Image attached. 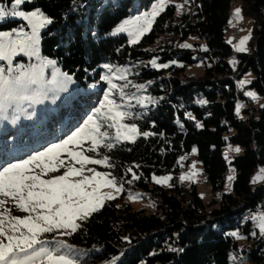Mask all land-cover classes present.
<instances>
[{"label": "trees", "instance_id": "obj_1", "mask_svg": "<svg viewBox=\"0 0 264 264\" xmlns=\"http://www.w3.org/2000/svg\"><path fill=\"white\" fill-rule=\"evenodd\" d=\"M157 1L25 0L20 6L52 20L41 34L42 54L79 85H98L101 94L109 86L102 81L109 69L105 65L128 67L149 94L148 106L134 108L124 122L151 135L111 150L102 147L97 157L109 156L112 167L96 166L115 176L118 186L142 190L156 202L157 212L135 211L122 197L108 200L66 241L79 264H231V254L243 264H264V234L251 220L252 213H264V183L252 185L255 171L264 166V0L240 2L241 15L253 20L254 30L251 53L236 55V72L229 63L234 50L225 37L234 0H176L182 13L169 4L135 44L126 34H111ZM13 2L0 0L4 9ZM3 18L0 33L27 25ZM153 60L168 67H154ZM197 66L202 74L189 72ZM250 70L255 78L246 91L263 100L260 107L237 86ZM237 148L240 154L233 151ZM194 149L212 193H221L218 205L215 200L206 204L195 185L188 188L180 180L179 158ZM229 166L235 180L226 193ZM170 172L171 187L153 182L154 176ZM235 234L247 242L239 251Z\"/></svg>", "mask_w": 264, "mask_h": 264}, {"label": "snow or ice", "instance_id": "obj_2", "mask_svg": "<svg viewBox=\"0 0 264 264\" xmlns=\"http://www.w3.org/2000/svg\"><path fill=\"white\" fill-rule=\"evenodd\" d=\"M166 2L167 0H159L151 13L145 14L143 24L140 21L135 24L126 22L127 26L122 25L116 31H127L132 36L131 43H138L140 37L150 30L153 19L160 11H163ZM23 3L25 0H14L11 15L28 21L32 27V35L25 34L23 42L16 45L14 41L5 43L2 37L6 34L0 33V61L8 63L7 68L0 67V114L7 113L10 108L21 111L25 101L42 102V99H37L36 96L43 94L46 98L47 95L43 92V67L55 64L54 61H46L39 66L40 71L11 66L12 57L17 51H28L30 55L37 54L35 44L38 42V29L52 23L50 18L38 10L30 13L16 10ZM238 13L239 9H237ZM7 14L5 9L0 8V18ZM243 44L242 40L241 45ZM183 46L190 47V45ZM152 64L158 68L168 67L167 64L157 65L155 60ZM105 67L112 71L108 65ZM118 78L125 79L123 75ZM52 83H57L59 90H66L62 81H56L55 75ZM109 83V92L100 102V107L71 135L27 158L8 163L0 169V209H2L0 210V264H79V260L73 254L72 245L59 240L48 241L41 237L45 233L58 232L60 235H71L76 232L80 227L78 220L87 219L104 206L105 200L115 198L111 193H102V188L110 187L119 193L123 187L122 184L118 186L117 178L110 172H98L94 168H88L87 171L93 174L84 175L87 164L112 167L108 163L109 156L104 155L102 159H95L85 155V151L96 152L101 147L111 150L115 145L105 143L111 138L107 129H115L114 139L116 140L121 138L134 140L138 135L145 137L151 135L149 132L141 133L135 123H123L129 117V113L123 110L124 104L110 98V93L118 85L111 83V80ZM33 86H40L41 93H36ZM127 86V84L121 86V100L126 95L123 88ZM138 87L142 88L143 85ZM52 99L55 100L56 97L53 96ZM85 141L91 144L87 149L82 148ZM69 145L82 150H73ZM235 151H239V148ZM65 153L74 164H79L80 167L72 165L66 167V161L62 159ZM65 167L66 170L61 175L50 179L42 178L50 172H56ZM37 169L39 172L36 171ZM74 176L82 178L71 179ZM133 179L138 177L133 174ZM153 179L156 183H161L168 178L153 177ZM9 200L16 208L28 215L23 217L12 215L11 209L6 207ZM260 220L261 232H264V216L260 217Z\"/></svg>", "mask_w": 264, "mask_h": 264}, {"label": "rangeland", "instance_id": "obj_3", "mask_svg": "<svg viewBox=\"0 0 264 264\" xmlns=\"http://www.w3.org/2000/svg\"><path fill=\"white\" fill-rule=\"evenodd\" d=\"M158 2L159 0L151 7L150 10H146L142 12L140 15L132 16L126 19L125 21H123L122 23H120L112 31L111 34L112 35L126 34L131 43L132 36H130L127 31L117 32L116 29L122 25L127 26L126 22L135 24L137 21H140V23L143 24L145 19V14L151 13L153 7L156 4H158ZM240 2L241 0H234V4L232 6L233 15L230 21L231 28L226 31V36H225L226 40L232 45L234 50V55L229 59V63L231 65L233 72H236L238 66V58L236 57V55L242 53H251L252 50L250 48L249 43L253 36V30H254L253 20L249 17H244L241 15ZM13 4L14 2L10 7L5 9L6 13H8L7 14L8 17L10 19L23 20L26 22L27 25H22L21 27L15 28L12 31L8 30L1 32L6 34L5 36L2 37V39L5 43L14 41L16 45H20L16 43V40H20L22 43L25 38V34L27 36H31L32 27L29 24V22L24 20L22 17L11 15V12L13 10L12 8ZM169 4H175L179 9L178 10L179 14L182 13L181 11L182 4L176 0H167L163 8V11ZM20 6L16 10L23 11L25 13L37 11V10L24 11L23 9L20 8ZM0 8H3L1 4H0ZM237 9H239L238 14H237ZM163 11H160L159 14L153 19L151 28L156 18ZM3 19H4L3 17L0 18V21H4ZM240 22L245 23L246 26L243 29H241V33L239 34V37L235 42L232 34V28L236 27V25H238ZM47 25L49 24H46L45 26ZM45 26L38 29V42L35 44V48L37 49V54L30 55L28 51H23V52L17 51L16 54L12 57L11 66L13 68H18V69H35L36 71H40L39 69L40 65L44 64L46 61H54L55 62L54 65H46L43 67L42 70L43 92H46L47 95L46 98L43 96V94L36 96L37 99H42V102L40 103H31L25 101L24 104L22 105L21 111H14L13 109L10 108L7 111V113L0 114V169H2L8 163H14V162H10L13 156H16L17 158L16 160L27 158V156L37 151H42L45 147L49 146L50 144L58 143L61 139H65L67 138V136L71 135L73 131H75L78 127L83 125L84 121L88 118V116L93 115L95 113V110L100 107V102L104 99L105 94L109 92L110 80L111 83L118 85V87L116 89H113L112 92L110 93V98H114L119 103L124 104L125 108L123 110L127 111L129 115L133 113L134 108H137L138 106L145 108L146 106H148L149 103V99H148L149 94L146 93L145 84L137 82L136 78H134L133 71H131L128 67H119L115 70H112L111 72L109 71V69L106 70L103 74L102 81L106 82L109 86L101 94H97V92L99 91V88L97 87L98 85L97 86L90 85V87L88 88H85L83 85H79L75 81L74 77L64 72L54 59L43 56L41 50V34ZM150 30L147 31L145 34L149 33ZM13 31L16 33V36L12 35ZM142 37H140L139 41L142 39ZM242 40L244 41L243 45H241ZM241 48H243V50H240ZM1 62L2 63L0 64V67H4V68L8 67L7 61H1ZM189 72L199 75L202 74L203 71L201 66H197L194 68H190ZM54 75L57 82H61V81L63 82V87L66 90H59L58 84L52 83ZM120 75H123L125 79H119L118 77ZM254 78H255V74L250 70L239 80V82H237L238 89L240 91L243 90V92H245L247 86L251 83V81ZM125 84L128 85L127 87L123 88V92L126 93V95L124 96V99L121 100L120 99L121 86ZM140 85H143V87L142 88L138 87ZM33 87L36 89V93H41L40 86H33ZM36 93H33V95H36ZM248 93H251L252 95H249ZM246 95L250 99L254 100L255 106L257 107L262 106L263 100L257 96L254 90L246 91ZM53 96L56 97L55 100L52 99ZM129 97H132V99H129ZM242 108L244 107L242 106ZM240 111L241 109L238 106L237 112L239 113ZM123 123L125 122L123 121ZM46 125L50 129H46ZM67 127H70L71 129L66 131L65 129ZM107 130L109 131L111 138L106 140L105 143H113L115 145L122 141H133V140H124L122 138L120 140H116L114 139L115 129H107ZM90 146H91L90 142L85 141L83 143L82 148L87 149ZM69 147L72 148L73 150H82L76 148L73 145H69ZM101 148H99L96 152L85 151L84 154L93 157L95 159H100L97 156L99 155V150ZM233 151L237 154L241 153L240 149L239 151H235V149H233ZM233 151L231 152L228 151L226 154L229 156L230 154H232ZM62 159L66 161V167L68 165H72L77 168L80 167L79 164H74V162L70 160V158L67 156L66 153L62 155ZM66 167L61 168L59 169V171L56 172H50L47 175L43 176L42 178L50 179L53 176L61 175L66 170ZM88 168H94L98 172H106L100 170L94 164H87L85 165L84 175L91 176L93 174L87 171ZM178 169H179L180 180L188 188L191 187L192 185H195L197 187L198 194L206 204H208V202H210L211 200L212 201L215 200V202H217V205L219 204L221 193H218L217 195L212 193L211 187L209 186V184L207 183L204 177L202 164L197 159L196 149H194L191 153L182 155L179 158ZM262 170H264V166L258 167L254 175L252 176V185L254 187H258L264 183V172H262ZM36 171L39 172V169H37ZM154 177L168 178L166 180H163L161 183H156L154 179L153 182L163 187L172 186V182H171V179L173 177L172 172L159 176L157 175ZM81 178L82 177L74 176L71 179L78 180ZM234 180H235V169L233 166H229V170L224 186V192L226 193L232 192ZM101 192L111 193L112 195L115 196L114 199L122 197L124 201L130 203L131 207L135 211L143 210L149 214L157 212L156 202L150 200V198H148L142 190L135 189L133 185L126 189L122 187V191L119 193L115 192V190L110 187L102 188ZM106 201L108 200H105V202ZM217 205L211 206L208 209L215 208V206ZM6 207L11 209L12 215H16L20 217L28 215V213L23 212L18 208H16L11 200L8 201ZM262 216H264V213L262 211L254 212L251 215V220L254 226L258 228L259 232L261 234H264V232H261V228H260V224H261L260 217ZM89 218L90 217H88L85 220H78L77 223L80 224L81 226ZM67 236L69 235H60L58 232H54V233H45L41 238L53 242L59 240L67 243L66 241ZM233 241L235 242L234 244L237 247V251L241 250V248L245 244H247L244 238L237 234L234 235ZM230 261L231 264H243L242 261H240V257H238L235 254H231Z\"/></svg>", "mask_w": 264, "mask_h": 264}, {"label": "built area", "instance_id": "obj_4", "mask_svg": "<svg viewBox=\"0 0 264 264\" xmlns=\"http://www.w3.org/2000/svg\"><path fill=\"white\" fill-rule=\"evenodd\" d=\"M241 29H243V25L242 23L240 22L238 25H236V30H233L232 31V34L235 38V42L237 41L238 37H239V34L241 33ZM243 106V104H242ZM244 107V106H243Z\"/></svg>", "mask_w": 264, "mask_h": 264}, {"label": "bare ground", "instance_id": "obj_5", "mask_svg": "<svg viewBox=\"0 0 264 264\" xmlns=\"http://www.w3.org/2000/svg\"><path fill=\"white\" fill-rule=\"evenodd\" d=\"M242 25H243V28L246 26L244 23H242ZM234 28H235V27H234ZM234 28H233V30H236V28H235V29H234ZM233 38H234V36H233ZM234 40H235V38H234ZM243 106L245 107L244 104H243ZM228 151H229V150H227V152H228ZM227 152H226V153H227Z\"/></svg>", "mask_w": 264, "mask_h": 264}]
</instances>
